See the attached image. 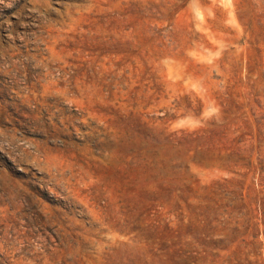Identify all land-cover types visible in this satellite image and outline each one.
I'll use <instances>...</instances> for the list:
<instances>
[{"label":"rangeland","instance_id":"obj_1","mask_svg":"<svg viewBox=\"0 0 264 264\" xmlns=\"http://www.w3.org/2000/svg\"><path fill=\"white\" fill-rule=\"evenodd\" d=\"M0 264H264V0H0Z\"/></svg>","mask_w":264,"mask_h":264}]
</instances>
